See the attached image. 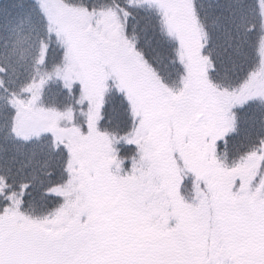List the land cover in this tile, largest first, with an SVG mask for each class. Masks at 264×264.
Returning <instances> with one entry per match:
<instances>
[{"label": "snow or ice", "instance_id": "snow-or-ice-1", "mask_svg": "<svg viewBox=\"0 0 264 264\" xmlns=\"http://www.w3.org/2000/svg\"><path fill=\"white\" fill-rule=\"evenodd\" d=\"M0 264H264V0H0Z\"/></svg>", "mask_w": 264, "mask_h": 264}]
</instances>
